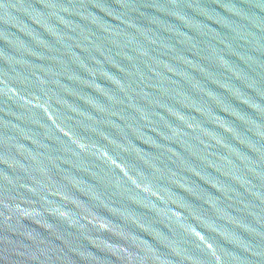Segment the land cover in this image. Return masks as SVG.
Masks as SVG:
<instances>
[{
	"label": "water",
	"instance_id": "obj_1",
	"mask_svg": "<svg viewBox=\"0 0 264 264\" xmlns=\"http://www.w3.org/2000/svg\"><path fill=\"white\" fill-rule=\"evenodd\" d=\"M0 264H264V0H0Z\"/></svg>",
	"mask_w": 264,
	"mask_h": 264
}]
</instances>
